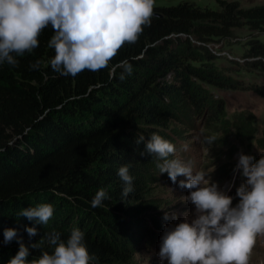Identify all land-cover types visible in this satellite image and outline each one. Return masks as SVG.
<instances>
[{
	"label": "trees",
	"instance_id": "1",
	"mask_svg": "<svg viewBox=\"0 0 264 264\" xmlns=\"http://www.w3.org/2000/svg\"><path fill=\"white\" fill-rule=\"evenodd\" d=\"M153 1L0 0V264L129 263L112 213L128 208L117 204L127 189L140 197L153 164L171 163L172 140L147 132L144 143L125 126H163L174 110L188 124L201 107L191 78L201 76L186 62L210 60L202 44L233 29L264 33V5L182 3L153 16ZM249 54L264 58V44ZM170 73L173 84L161 85ZM162 95L172 99L165 110ZM254 120L240 116L242 141L254 138ZM254 161L264 174V156Z\"/></svg>",
	"mask_w": 264,
	"mask_h": 264
},
{
	"label": "rangeland",
	"instance_id": "2",
	"mask_svg": "<svg viewBox=\"0 0 264 264\" xmlns=\"http://www.w3.org/2000/svg\"><path fill=\"white\" fill-rule=\"evenodd\" d=\"M217 1L155 0L148 14L159 16L155 8L182 3L220 10ZM223 1H236L243 8L264 5V0ZM254 41L264 44V33L236 28L228 39L202 44L210 60L186 62L201 76L191 78L199 87L195 100L201 107H193L198 114L188 124L177 119L180 113L174 110L170 113L176 117L168 116L163 126H147L139 118L125 126L144 143L147 132L172 140L166 146L171 163L153 164L155 178L146 180L140 197L127 189L125 200L117 204L128 208L112 213L124 239L121 247L132 253L127 264H264V174L254 161L264 156V99L250 88H264V58L249 54ZM174 80L170 73L159 83L169 86ZM230 82L236 83L234 88L228 87ZM162 96L165 110L172 99ZM249 114L255 118L254 138L242 141L236 125L240 116ZM61 212L62 207L46 221L58 220ZM80 216L75 214L73 229ZM35 217L37 223H46L41 211Z\"/></svg>",
	"mask_w": 264,
	"mask_h": 264
},
{
	"label": "water",
	"instance_id": "3",
	"mask_svg": "<svg viewBox=\"0 0 264 264\" xmlns=\"http://www.w3.org/2000/svg\"><path fill=\"white\" fill-rule=\"evenodd\" d=\"M142 11H144V10H141V12H142ZM141 12H139V13H141ZM156 16H157V15H156Z\"/></svg>",
	"mask_w": 264,
	"mask_h": 264
}]
</instances>
